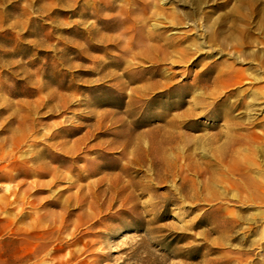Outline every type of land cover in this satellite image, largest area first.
I'll use <instances>...</instances> for the list:
<instances>
[{
  "label": "rangeland",
  "instance_id": "obj_1",
  "mask_svg": "<svg viewBox=\"0 0 264 264\" xmlns=\"http://www.w3.org/2000/svg\"><path fill=\"white\" fill-rule=\"evenodd\" d=\"M254 52L264 0H0V264H264V197L217 165L264 135Z\"/></svg>",
  "mask_w": 264,
  "mask_h": 264
},
{
  "label": "bare ground",
  "instance_id": "obj_2",
  "mask_svg": "<svg viewBox=\"0 0 264 264\" xmlns=\"http://www.w3.org/2000/svg\"><path fill=\"white\" fill-rule=\"evenodd\" d=\"M253 15L255 17L258 13H254ZM263 58L264 55H260L256 52L253 53L252 59L258 62L257 67H259ZM225 70L228 72L226 74H229L227 76L229 82L233 80L240 81L244 78V74H234L231 78L229 69L225 68ZM249 78L254 83L259 81L256 76L249 75ZM253 96V103H256L260 98L264 101V94L262 93L254 94ZM252 107L253 106H244L242 110L244 113H247ZM241 132L246 131L241 130L240 126H236L233 136L229 137V139H225V144L219 150L222 156L219 161H217V165L219 166L221 162H224L225 167L223 173L229 176L226 178L228 183L232 184L230 181H233L234 176H236L239 183L236 188L243 189L244 191L251 190L254 192L253 194L257 193L258 200H261L262 197H264V135H262V137H257L254 134L251 136L249 134L248 136V134L243 135ZM159 133L160 131L157 130L148 135L150 145H148L147 150H141L139 162L141 165H147V167L153 171L162 168L168 175L169 171H174L176 169V159L174 160V164H170L163 152L165 147L172 148L175 144L173 143V138L159 137V135L157 136ZM193 171L196 177L204 179L205 183L202 184L204 189H208L209 187L212 188L217 184L214 172L210 170L200 172L195 166H193ZM206 175H209L207 180H205ZM233 186H229L231 191L234 188ZM226 193H229V191ZM251 198L257 199L255 196Z\"/></svg>",
  "mask_w": 264,
  "mask_h": 264
}]
</instances>
